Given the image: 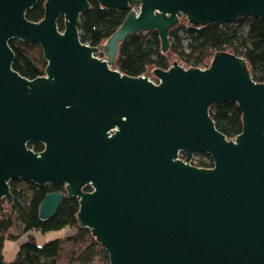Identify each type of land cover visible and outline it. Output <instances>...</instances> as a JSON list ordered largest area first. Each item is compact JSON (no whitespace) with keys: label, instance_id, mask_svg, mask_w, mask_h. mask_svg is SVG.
<instances>
[{"label":"water","instance_id":"water-1","mask_svg":"<svg viewBox=\"0 0 264 264\" xmlns=\"http://www.w3.org/2000/svg\"><path fill=\"white\" fill-rule=\"evenodd\" d=\"M37 1L0 0V199L12 204L14 178L62 182L42 200L40 218L77 197L79 225L109 264H264V82L245 57L219 50L204 68L175 61L154 69L157 81L112 66L130 34L158 31L165 52L183 16L195 25L264 17V0H98L130 8L98 46L79 34L88 0H46L44 18L31 21ZM11 38L40 44L44 75L13 68ZM226 100L243 112L235 138L210 114ZM195 153L214 165L191 163Z\"/></svg>","mask_w":264,"mask_h":264},{"label":"trees","instance_id":"trees-1","mask_svg":"<svg viewBox=\"0 0 264 264\" xmlns=\"http://www.w3.org/2000/svg\"><path fill=\"white\" fill-rule=\"evenodd\" d=\"M88 1L89 7L82 11L78 23L81 40L91 46L103 45L121 25L130 8H107L98 0ZM45 2L46 0H38L26 11V17L31 21H41L45 16ZM58 25L64 30L63 17L59 18ZM170 40L171 47L164 52L158 31L130 34L120 42L112 66L132 76L147 74L149 67H153L152 73L156 68H168L175 61L195 67H207L208 60H212L214 53L222 50L244 56L253 79L264 82L262 16L246 14L225 23L207 25L192 24L183 16L170 29ZM9 44L15 52L13 68L21 75L36 78L45 74L47 61L39 43L11 38ZM97 54L105 57L102 48ZM210 114L216 127L228 138H235L241 133L243 112L237 102L226 100L215 103L210 108ZM28 145L37 152L44 148L40 141H30ZM200 156L204 159H200L198 166L214 165L210 154L200 153ZM63 186L62 182L38 185L18 179L10 180L14 195L12 204H8L5 198L0 199V264H59L58 255L62 249L63 238L57 237L39 243L36 232L46 233L67 227L76 229L73 235L66 238L78 245V254L86 252L85 261L93 260L98 241L89 228L79 225L77 197L65 196L54 216L48 219H41L39 216L40 204L46 194L61 190ZM8 240L20 241L17 256L13 260L5 257L4 245ZM79 255H75L69 263L79 264L74 261L78 260ZM98 260L109 264V255L103 246Z\"/></svg>","mask_w":264,"mask_h":264},{"label":"crops","instance_id":"crops-1","mask_svg":"<svg viewBox=\"0 0 264 264\" xmlns=\"http://www.w3.org/2000/svg\"><path fill=\"white\" fill-rule=\"evenodd\" d=\"M65 229V228H64ZM66 232L64 230V233L60 236V238H63V243H62V249L59 252L58 255V261L59 264H65V260H66V264H70L74 258L75 255H79L78 254V245L74 244L73 242H71L70 240H68L66 237L73 235L76 231V229L73 227H69L66 228ZM43 233L40 232H36V236L38 238L39 235H42ZM49 240V239H48ZM46 241V240H44ZM43 242V241H42ZM19 244L20 241L19 240H8L5 242L4 245V253H5V257L8 260H13L18 253L19 250ZM68 245V246H67ZM66 252H65V248ZM86 252H83L79 255L78 260H74L79 262V264H94V260L86 262L84 256H86L85 254ZM70 262V263H69Z\"/></svg>","mask_w":264,"mask_h":264},{"label":"rangeland","instance_id":"rangeland-1","mask_svg":"<svg viewBox=\"0 0 264 264\" xmlns=\"http://www.w3.org/2000/svg\"><path fill=\"white\" fill-rule=\"evenodd\" d=\"M182 65H186V64H184L183 62H181V61H179ZM208 62H209V64H210V62H211V59H209L208 60ZM152 70H153V67H149L148 68V70H147V73H148V75L151 77V78H153L152 76H153V73H152ZM204 159V157H202V156H200V153H195L194 154V156H193V158H192V163L193 164H195V165H197V164H199V161H200V159ZM21 186H23L24 187V185H22L21 184ZM67 228H69V227H67ZM64 230H65V232H66V228L64 229H59V230H51V231H48V232H46V233H43L42 235H39L38 236V242L39 243H42V241H44V240H48V239H53V238H57V237H60L63 233H64ZM68 246V245H67ZM66 249H68L67 247L65 248V252H66ZM101 250H102V245L98 242V244L95 246V248H94V252H95V254H94V257H93V260L95 261L94 262V264H105V263H102V262H100L98 259H99V255H100V252H101ZM61 264V263H60ZM65 264H66V260H65Z\"/></svg>","mask_w":264,"mask_h":264},{"label":"flooded vegetation","instance_id":"flooded-vegetation-1","mask_svg":"<svg viewBox=\"0 0 264 264\" xmlns=\"http://www.w3.org/2000/svg\"><path fill=\"white\" fill-rule=\"evenodd\" d=\"M29 144V143H28ZM44 145V144H43ZM29 146V145H28ZM33 149V148H32ZM14 179H18V180H21V181H25L24 179H22V178H14ZM64 185V184H63ZM87 187H90L89 189L87 188ZM63 189H64V186H63ZM63 189H61V190H63ZM91 189V186L90 185H87L86 187H85V190H90Z\"/></svg>","mask_w":264,"mask_h":264},{"label":"built area","instance_id":"built-area-1","mask_svg":"<svg viewBox=\"0 0 264 264\" xmlns=\"http://www.w3.org/2000/svg\"><path fill=\"white\" fill-rule=\"evenodd\" d=\"M133 7L137 9L138 6H133ZM183 66H184V67H190V66H192V65H183ZM204 67H205V66H204ZM204 67H203V68H204ZM151 79H152L153 81H157L155 77H153V78H151ZM191 161H192V160H191ZM191 163H192V162H191Z\"/></svg>","mask_w":264,"mask_h":264}]
</instances>
